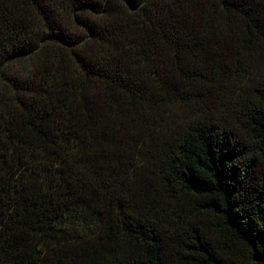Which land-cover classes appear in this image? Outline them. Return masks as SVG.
Returning <instances> with one entry per match:
<instances>
[{
	"label": "trees",
	"instance_id": "1",
	"mask_svg": "<svg viewBox=\"0 0 264 264\" xmlns=\"http://www.w3.org/2000/svg\"><path fill=\"white\" fill-rule=\"evenodd\" d=\"M0 264H264V0H0Z\"/></svg>",
	"mask_w": 264,
	"mask_h": 264
}]
</instances>
